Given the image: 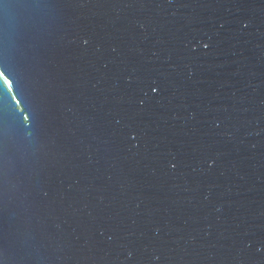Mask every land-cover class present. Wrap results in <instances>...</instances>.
<instances>
[{
    "label": "water",
    "instance_id": "water-1",
    "mask_svg": "<svg viewBox=\"0 0 264 264\" xmlns=\"http://www.w3.org/2000/svg\"><path fill=\"white\" fill-rule=\"evenodd\" d=\"M0 72L3 264H264V0H0Z\"/></svg>",
    "mask_w": 264,
    "mask_h": 264
},
{
    "label": "snow or ice",
    "instance_id": "snow-or-ice-1",
    "mask_svg": "<svg viewBox=\"0 0 264 264\" xmlns=\"http://www.w3.org/2000/svg\"><path fill=\"white\" fill-rule=\"evenodd\" d=\"M203 46H204L205 48L208 47V45H207L206 43H205ZM0 75H3V73L0 72ZM5 83H7V81H5ZM146 87H147L148 89H150V91H151L152 93H156V92H158V86L155 85V83L147 84ZM141 103H143V101H141ZM131 136H132V137H135L134 134H132ZM174 166H175V165H173V167H174ZM0 264H3V259H0Z\"/></svg>",
    "mask_w": 264,
    "mask_h": 264
}]
</instances>
